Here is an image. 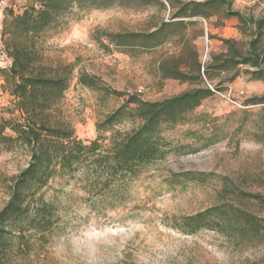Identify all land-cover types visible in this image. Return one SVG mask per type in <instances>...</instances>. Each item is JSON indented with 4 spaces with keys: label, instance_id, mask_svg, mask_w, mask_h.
<instances>
[{
    "label": "rangeland",
    "instance_id": "obj_1",
    "mask_svg": "<svg viewBox=\"0 0 264 264\" xmlns=\"http://www.w3.org/2000/svg\"><path fill=\"white\" fill-rule=\"evenodd\" d=\"M204 0H123L109 8L74 6L51 27L35 36H16L45 67L70 65L73 79L59 101L46 113L51 124H67L77 139L96 138L95 124L120 107L127 96L143 101H161L184 91L210 85L215 92L201 101L184 119L163 129L167 151L142 169L127 188L123 204L110 209L109 197L96 210L76 184L54 179L43 188L44 198L61 207V226L30 264H264V245L245 246L239 240L215 231L185 235L172 229L175 218L194 215L225 204L251 212L259 208L240 198L241 193L264 195V104L249 103L264 96V83L252 81L247 66L229 81L234 71L210 70L201 83L161 78L160 64L184 61L195 52L203 73L211 56L226 51L219 39H234L244 45L248 36L238 30L235 18L221 12L210 17L181 18L162 44L147 50H104L96 41L98 31L151 32L169 22L173 9L182 3ZM233 11L245 16H264V0H226ZM163 4V6L161 5ZM33 0H7L0 16L2 26L10 16L20 15ZM0 38V120L20 122L22 116L8 76L11 65ZM264 48V40H263ZM94 75L101 84L122 96L79 85L77 73ZM132 108L133 106H129ZM140 120L126 117L111 131L122 136L136 129ZM5 136L14 137L9 130ZM109 136L108 133H104ZM29 161L26 148L0 143V209L8 200L9 186ZM187 172L204 173L203 181H188ZM98 210V211H99Z\"/></svg>",
    "mask_w": 264,
    "mask_h": 264
},
{
    "label": "trees",
    "instance_id": "obj_2",
    "mask_svg": "<svg viewBox=\"0 0 264 264\" xmlns=\"http://www.w3.org/2000/svg\"><path fill=\"white\" fill-rule=\"evenodd\" d=\"M123 0H33V5L22 14L10 16L2 26L0 38L5 40V51L11 60L8 76L13 84L10 94L14 97L20 122L0 120V143L26 148L29 161L26 167L12 178L8 200L0 209V264H30L44 246L55 236L61 226L66 207L46 200L43 188L54 179L76 184L86 197L77 200L89 203L97 213L98 202L108 197L109 208L120 207L127 188L142 169L164 157L167 143L162 135L166 126L180 123L188 112L198 107L213 92L207 87H196L161 101H143L137 95H129L124 103L95 124L97 136L84 142L67 124H51L47 111L54 106L73 79L70 65L45 67L36 63V55L26 45L14 43V37L35 36L54 25L74 6L105 9ZM163 6V4L161 3ZM173 13L169 22L148 33L100 31L95 41L107 51L112 49L131 52L147 50L165 42L173 32L170 28L186 23L174 21L181 18H208L221 12L224 18H235L238 30L248 36L242 45L234 39H219L226 51L213 54L205 71L201 73L197 54L185 59V69L178 63L162 62L161 78L180 82L201 83L209 77V71H234L229 81L239 76L238 68L247 66L252 81L264 83V16L253 18L240 11H233L226 0H204L171 5ZM76 82L86 88L102 92L105 96H122L101 84L99 78L86 72L77 73ZM252 104H264V96L249 99ZM129 106H133L130 108ZM126 117L140 120L130 133L122 136L111 131ZM9 130L14 137L5 136ZM105 136L104 133H108ZM204 173L187 172L182 177L188 181H203ZM240 198L259 208L251 212L225 204L209 207L194 215L175 218L172 229L185 235L201 230L225 233L245 246L264 245V195L241 193ZM99 210V211H98Z\"/></svg>",
    "mask_w": 264,
    "mask_h": 264
},
{
    "label": "built area",
    "instance_id": "obj_3",
    "mask_svg": "<svg viewBox=\"0 0 264 264\" xmlns=\"http://www.w3.org/2000/svg\"><path fill=\"white\" fill-rule=\"evenodd\" d=\"M6 1L7 0H0V16L3 14V12H4V9H5V7H6ZM208 88L212 91V92H215L214 91V89L210 86V85H208Z\"/></svg>",
    "mask_w": 264,
    "mask_h": 264
}]
</instances>
